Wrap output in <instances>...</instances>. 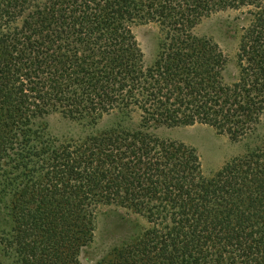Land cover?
Masks as SVG:
<instances>
[{"label":"trees","instance_id":"trees-1","mask_svg":"<svg viewBox=\"0 0 264 264\" xmlns=\"http://www.w3.org/2000/svg\"><path fill=\"white\" fill-rule=\"evenodd\" d=\"M245 12L238 72L204 18ZM161 37L147 60L134 27ZM59 114L78 134L55 136ZM107 121L103 124L104 121ZM264 0H0V232L14 264H264ZM206 125L243 155L211 179L164 128Z\"/></svg>","mask_w":264,"mask_h":264},{"label":"rangeland","instance_id":"rangeland-1","mask_svg":"<svg viewBox=\"0 0 264 264\" xmlns=\"http://www.w3.org/2000/svg\"><path fill=\"white\" fill-rule=\"evenodd\" d=\"M251 23V17L245 12L225 10L213 13L204 18L198 26L203 35L214 39L228 60V74L234 76L238 72L237 54L243 28ZM134 34L147 60H152L156 54L158 41L161 37L159 27L155 24H144L134 27ZM107 122L106 120L103 124ZM50 130L55 136H67L78 134L75 123L70 122L59 114L49 118ZM264 125V121H263ZM264 131V126H263ZM158 134L165 138L183 142L194 147L200 158L203 169V177L211 179L217 175L222 167L234 158L245 152V142H234L227 135L218 133L215 129L206 125H195L178 128H164ZM121 216L139 222L147 227V222L140 216L120 207L103 206L99 209L98 230L95 243L91 248L85 249L80 261L82 264H94L107 250L108 246L104 236L105 227L114 224L112 216ZM0 232L8 233L5 220H0ZM0 264H14V258L3 252L0 244Z\"/></svg>","mask_w":264,"mask_h":264}]
</instances>
